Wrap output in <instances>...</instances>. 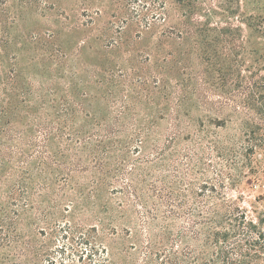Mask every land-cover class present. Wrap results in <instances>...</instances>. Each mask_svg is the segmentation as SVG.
Wrapping results in <instances>:
<instances>
[{
	"label": "rangeland",
	"instance_id": "1",
	"mask_svg": "<svg viewBox=\"0 0 264 264\" xmlns=\"http://www.w3.org/2000/svg\"><path fill=\"white\" fill-rule=\"evenodd\" d=\"M130 2L63 0L69 16L54 14L40 27L58 32L55 49L71 40L70 51L58 53L54 79L33 82L53 91L62 103L59 113L68 108L80 114L78 127L88 120L87 111L128 113L119 125L126 130L119 135L120 148L103 161L111 171L99 176L79 151L69 163L81 169L49 189L58 210L68 205L73 213L77 207L75 224L98 226L118 264H141L149 245L154 251L170 249L174 241L178 251L197 252L201 239L191 232L203 227V185L207 195L235 200L250 218L255 219V209H264V185L254 179L264 175V122L248 105L264 86V0ZM84 8L87 16L80 15ZM140 76L149 79V92L160 91L156 107L138 97L148 93L137 82ZM110 78L126 83L117 105L103 100V82ZM93 97L101 102L89 103ZM138 100L141 106L135 105ZM83 102L80 110L73 108ZM149 114L165 118L150 117L148 136L132 139L143 126L131 122L133 115L141 123ZM255 143L259 148L251 161L240 156L242 147Z\"/></svg>",
	"mask_w": 264,
	"mask_h": 264
},
{
	"label": "trees",
	"instance_id": "2",
	"mask_svg": "<svg viewBox=\"0 0 264 264\" xmlns=\"http://www.w3.org/2000/svg\"><path fill=\"white\" fill-rule=\"evenodd\" d=\"M80 1L86 4L101 0ZM121 1L131 5V0ZM62 2L0 0V264H118L110 256L97 225L75 224L77 207L73 213L68 205L60 211L56 202L51 201L49 189L81 169L69 163L79 151L87 154L99 176L111 171L106 170L103 161L120 148L119 135L126 130L120 129L119 125H123L124 116L128 117L126 111L112 116L107 108L87 111L88 120L83 118V127H78L80 114L77 111L79 115L68 108L65 113H59L62 103L53 91L45 92L41 82L40 88L33 83L39 81L36 78L41 81L54 79L58 53L66 56L70 51L71 40L55 49L52 45L58 32L55 29L42 31L40 27L43 19L54 14L69 16ZM89 13L84 8L80 15ZM94 13L101 11L97 9ZM223 30L230 31L231 28ZM87 49L88 45L80 51ZM137 82L148 92L138 97L148 98L147 104L156 107L161 98L160 91L149 92L150 82L146 77H138ZM155 82L159 86V81ZM103 83L107 90L103 100L117 105V93L126 83H116L112 79ZM163 88L167 90L166 85ZM66 98L65 105L70 100L73 102L72 95ZM91 101L101 102L96 97L89 103ZM84 103L80 107L74 103L73 108L80 110ZM135 105L141 106V101ZM248 105L264 122V86L258 98H253ZM133 116L135 119L131 122L143 126L136 129L137 133L131 138L148 136L147 121L153 115L149 114L140 120L141 123L138 122L139 115ZM153 117L165 118L163 114ZM247 122L243 126L249 125ZM257 148L256 143L249 148L242 147L240 156L251 161ZM118 170L115 168L114 173ZM254 179L264 185L262 173H256ZM212 188L211 191L216 192L215 187ZM41 190L48 191V195H41ZM200 190L199 196L205 198L200 215L203 227L198 232H191L201 239L197 252L190 247L178 251L174 246L177 241L170 249L157 251L149 245L141 264H264V209H255L253 219L235 200L222 193L215 197L207 195L206 185ZM107 211L109 209L105 207L104 212ZM178 236L181 242L184 236Z\"/></svg>",
	"mask_w": 264,
	"mask_h": 264
}]
</instances>
